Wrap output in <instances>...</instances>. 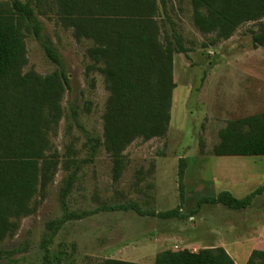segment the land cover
I'll use <instances>...</instances> for the list:
<instances>
[{"label":"rangeland","instance_id":"1","mask_svg":"<svg viewBox=\"0 0 264 264\" xmlns=\"http://www.w3.org/2000/svg\"><path fill=\"white\" fill-rule=\"evenodd\" d=\"M21 1H30L40 23L39 38L25 33L23 71L46 75L62 68L68 86L50 134L53 174L33 197L32 212L0 240V264H44L46 240L49 264L108 258L153 264L164 250L219 246L235 264H245L252 250H264V190L242 210L198 205L223 190L241 198L264 184V156L211 153L230 120L264 112V45L252 41L264 17L213 43V34L195 27L191 0H155L159 38L174 51L169 128L162 137L137 138L127 146L125 168L114 181L102 145L108 91L87 54L93 42L74 37L62 21L59 0ZM176 35L186 53L176 52ZM43 44L54 47L61 66ZM171 209L182 216L157 215Z\"/></svg>","mask_w":264,"mask_h":264},{"label":"trees","instance_id":"2","mask_svg":"<svg viewBox=\"0 0 264 264\" xmlns=\"http://www.w3.org/2000/svg\"><path fill=\"white\" fill-rule=\"evenodd\" d=\"M59 2L62 21L72 28L74 37L93 42L87 54L103 74L108 91L102 145L112 160V178L117 181L126 165L127 146L137 138L150 140L168 131L175 87L174 51L159 38L155 0ZM191 4L195 27L203 34H213V43L230 38L239 25L264 17V0H191ZM26 32L40 37V23L30 1L0 2V240L12 234L17 221L32 212L33 197L53 174L55 161L48 154L50 134L61 117V101L68 86L62 68L46 75L23 71L27 63ZM252 41L255 46L264 45V26L253 34ZM175 42L176 52H187L177 35ZM43 48L48 58L61 66L54 47L43 44ZM218 136L212 155L264 156V112L230 120ZM263 190L264 184L241 198L223 190L200 198L198 205L221 204L242 210ZM157 215L182 216L177 209ZM47 242L43 243L44 264H49ZM98 264L143 263L108 258ZM153 264L235 262L219 246L164 250L155 256ZM245 264H264V250H252Z\"/></svg>","mask_w":264,"mask_h":264}]
</instances>
